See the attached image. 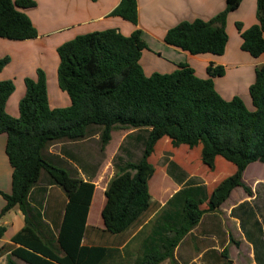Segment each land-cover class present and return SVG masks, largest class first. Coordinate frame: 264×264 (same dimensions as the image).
<instances>
[{
	"label": "trees",
	"instance_id": "trees-1",
	"mask_svg": "<svg viewBox=\"0 0 264 264\" xmlns=\"http://www.w3.org/2000/svg\"><path fill=\"white\" fill-rule=\"evenodd\" d=\"M241 2L226 0L224 10L208 21L179 23L166 32L164 43L193 56H222L228 43L226 18ZM35 6L34 0H0V38L14 42L36 39L37 30L21 11ZM111 15L137 25V1L120 0ZM256 19L245 30L241 23L235 24L241 50L252 58L264 55V0H256ZM146 48L138 29L128 36L115 29L95 31L60 45L56 76L58 88L70 102L66 107L49 106L45 73L39 68L36 79L23 80L25 93L18 103V116L13 117L6 112L13 82L0 81V134L7 136L5 154L12 168L11 193L0 192L5 201L0 220L15 207L25 216L24 227L11 239L19 246L11 250L6 264H16L12 257L27 264H103L106 248L81 245L95 185L71 176L42 156L47 145L81 140L92 126L101 128V150L109 144L112 131H146L139 161L114 164L115 173L104 191L101 218L111 235L123 233L149 211V181L155 173L149 158L159 140L169 139L172 148L200 146V161L210 171L215 170L217 157L236 167L208 196L203 184L169 163L170 171H178L185 183L166 204L169 214L162 216V223L167 235L137 264L166 260L178 264L174 250L205 213L217 212L235 188L252 195L242 176L250 164L264 165V65L255 69L248 108L241 98L226 100L215 89L214 79L225 75L222 66L209 64L206 79L198 78L187 64H179L172 73L147 76L140 64ZM9 63L8 56L0 58V74ZM42 174L67 198L57 234L48 233L47 238L26 212L29 193ZM205 203L207 208L200 209ZM5 232L0 223V239ZM7 250L1 247L0 255Z\"/></svg>",
	"mask_w": 264,
	"mask_h": 264
},
{
	"label": "crops",
	"instance_id": "crops-1",
	"mask_svg": "<svg viewBox=\"0 0 264 264\" xmlns=\"http://www.w3.org/2000/svg\"><path fill=\"white\" fill-rule=\"evenodd\" d=\"M34 1L36 3L35 7L30 9H21V11L26 14L32 22L38 32V37L36 39L22 41L24 42L22 45H26L27 48L25 47L26 49L24 50V60H22L23 63L20 68L21 72L17 70V67L14 70L12 68L13 63L11 64L10 62L0 74V81L10 79L13 80L14 78L11 77V71H13L14 75L20 74L18 75L20 81L25 79L24 76L26 75L24 74L27 73V76L32 79H36L35 73L39 67L38 63L41 62L37 57H39V55L42 56L43 53H50L52 55L54 64L51 66L53 71H56L58 66L57 59L54 56L56 49L63 43L74 39L76 36L95 31H103L106 29H115L121 34L128 36L134 30L138 29L141 31L142 39L147 47L143 50L140 59V64L147 76L153 73H172L177 69L179 64H187L194 70L195 75L198 78L206 79V68L209 64L222 66L225 69V75L214 79L215 89L217 92L226 100H230L237 96L244 101L247 107H249L248 105H251L248 89L254 82L255 69L264 65V55L259 58H252L248 53L241 50L242 39L235 28V24L241 23L243 29L245 30L257 23L256 0H242L239 8L228 14L225 28L228 35V43L222 56H193L187 52L165 44L163 39L169 29L175 27L183 21H192L194 19L208 21L212 19L224 10L226 0H136L138 13L137 25H132L131 23L122 20L120 17L111 15L112 11L118 6L120 0ZM10 43L12 42L7 39L0 38V58L3 56L1 55L2 49L6 51L7 46H9ZM41 63H44L42 68L48 70L49 64L45 60ZM10 67L12 70H10ZM195 68H197V70ZM21 84V94L17 97L12 94L6 104V112L13 117L18 116V103L25 93L24 81ZM56 97L59 98L57 103L66 106L69 105L70 102L64 92L61 91L56 93ZM56 100L57 99L55 98L54 101L56 102ZM51 104L52 103L49 101V106L51 108H56L53 104ZM111 134H113V132ZM6 140V134H0V192L10 194L12 187V168L5 154ZM160 143H163V147L159 149L162 150L163 153L165 152L170 154L168 163H175L188 178L197 177L204 181L208 196L223 179L232 175L236 171V167L234 165L226 163L230 166V172L228 175L217 176V163L220 159V157H217L215 160L214 171H210L205 166L203 175H201L202 173L198 174L191 169L193 161L190 156L191 154H194L197 157L196 159L199 161L201 147L198 146L192 150L184 145L178 148H172L169 139L163 138L157 142L154 148V153L149 158V162L155 167V173L152 178L158 171L154 162L158 160V155L163 154L160 151L155 161L152 162ZM181 149L185 151L184 156L178 157L177 152ZM57 155L62 163L70 162L67 158H64L59 154ZM43 158L50 164L67 171L63 165L55 164L53 161L47 160L44 156ZM80 169L81 168L77 169V173L79 175H76L75 177L81 178L84 181L89 179L95 185L92 201L86 218L85 231L81 245L86 247L94 246L106 248L108 250V254L104 259L103 264H137L146 252L160 246L161 239L167 235L163 233L165 226L162 223V216L168 217L169 214L168 211L170 208L168 209L166 204L185 183V181L180 178L178 171H170V174L175 177H173V179L170 178V185L173 183L175 186H173L174 190L168 196L165 190H162V193L161 191H152L151 185L153 179L151 178L149 181L151 205L149 211L147 212L148 214L146 213L143 215L137 223L132 225L123 233L111 235L104 229L101 218V210L105 204V197H103L104 191L109 180L115 173L113 167L111 165L110 177L106 178L102 186L95 184L97 171L87 176L86 171L84 169ZM160 170L162 174L165 175L167 167L165 169L161 167ZM246 170L242 176V181L244 183H246ZM41 177L42 175L40 176L37 185L29 193L26 204V212L27 217L41 228L43 235L46 237L48 233H52L53 235L57 234L56 227L61 222L67 198L63 190L58 186L53 185L49 180H47L46 184L41 185ZM178 184L180 185V188ZM165 187L166 186H164V189ZM238 188H235L231 192L229 198L220 206V211L223 205L227 203V201L234 194V191ZM98 191L101 192L103 199L99 203L96 214H93L94 197ZM49 197L51 198V204H45ZM58 203H62L63 206L59 207L60 204ZM4 205L5 201L0 195V211ZM205 208H207L206 203L200 206V209L202 210H205ZM203 217L204 215L201 220ZM24 218V214L17 207L7 212L1 218L0 223L5 226L6 232L0 239V248L5 246L8 250L4 254L0 255V264H6L11 250L19 246L13 244L11 239L24 227ZM201 220L198 225L182 239L174 250V259L178 264H209L211 262L209 256L214 253V250H216V246L214 244V242L216 243V240L215 238L208 240L196 234L195 231L201 224ZM216 228L217 230H223V226L221 227L220 224H217ZM210 229L211 228H209L208 231ZM12 259L16 264L25 263L17 257H12ZM161 264H168V261L166 260Z\"/></svg>",
	"mask_w": 264,
	"mask_h": 264
},
{
	"label": "rangeland",
	"instance_id": "rangeland-1",
	"mask_svg": "<svg viewBox=\"0 0 264 264\" xmlns=\"http://www.w3.org/2000/svg\"><path fill=\"white\" fill-rule=\"evenodd\" d=\"M10 42L12 43L7 46L6 51L2 49L1 55H3L2 57L8 56L11 64L13 63L12 68L15 70L17 67V70L21 72L20 68L23 63L22 60H24V50L27 47L26 45H22L24 44L22 41ZM54 56L58 64L59 60L56 52ZM37 58L39 61L43 62L45 60L49 64L48 70H45L42 68L44 63H38V69H42L45 73L49 101L54 107H65L66 105L57 103L59 98L56 97V93L61 91L57 86L56 71H53L51 66L54 64L52 55L50 53H43L42 56L39 55ZM195 69L197 70V68ZM10 70H12L11 67ZM18 75L20 74L14 75L13 71H11V77L14 79H10V81L13 82L15 88L13 93L15 97L22 92L21 83H23V80L20 81ZM24 75H26L24 76L25 78L32 79L27 76L28 73ZM55 98L57 99L56 102L54 101ZM248 106V108H251V105ZM100 132L101 128L92 126L89 127L86 137L81 140L73 142L63 140L57 143H51L43 149V156L47 160L53 161L55 164L63 165L73 177L79 175L77 173V169L79 168L84 169L87 176L97 171L95 184L102 186L106 178L110 177L111 165L113 167L114 164L137 163L139 161L146 139V131L132 129L129 131H112L111 140L104 150H101V142L99 139ZM161 147H163V143H160L152 162L155 161L160 151L163 153V151L159 149ZM184 153L185 151L181 149L177 152L178 157L184 156ZM57 154L67 158L70 162L62 163ZM169 155V153L165 152L158 155V160L154 162L158 171L152 178V191H161L162 193V190H165L167 196L171 194L174 190L173 186H175L173 183L170 185V178L173 179V177L170 174L171 167H169L168 163ZM190 158L193 161L191 169L203 175L205 166H203L200 160L198 161L196 159L197 157L194 154H191ZM226 163L231 165L222 158L218 160L217 176L228 175L230 166ZM161 167L164 169L167 167V172H164L165 175L162 174L160 170ZM192 179L205 186L204 181L200 178L192 177ZM47 180L48 177L42 174L40 181L41 185L46 184ZM245 182V185L252 190L251 196H248L242 189L238 188L234 191V194L227 203L223 205L221 211L219 209L215 214L205 213L201 220V224L195 231L196 234L202 238L208 240L215 238L216 240V243L214 242L216 250L209 256L211 261L209 264H264V165L253 163L248 166L245 172ZM164 186H166L165 189ZM182 187L183 185L181 188ZM50 199L49 197L45 204H49ZM102 199L101 192L98 191L94 197L93 214H96ZM62 206L63 204L61 203L59 207ZM217 224H220L221 227L223 226V230H217ZM209 228L211 229L208 231Z\"/></svg>",
	"mask_w": 264,
	"mask_h": 264
}]
</instances>
